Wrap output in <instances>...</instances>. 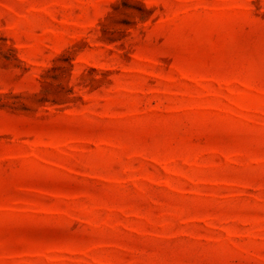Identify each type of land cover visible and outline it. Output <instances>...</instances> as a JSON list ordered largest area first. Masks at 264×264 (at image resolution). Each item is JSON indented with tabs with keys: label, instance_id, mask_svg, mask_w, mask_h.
<instances>
[{
	"label": "rangeland",
	"instance_id": "1",
	"mask_svg": "<svg viewBox=\"0 0 264 264\" xmlns=\"http://www.w3.org/2000/svg\"><path fill=\"white\" fill-rule=\"evenodd\" d=\"M0 264H264V0H0Z\"/></svg>",
	"mask_w": 264,
	"mask_h": 264
}]
</instances>
